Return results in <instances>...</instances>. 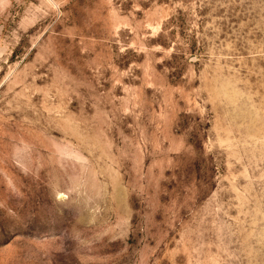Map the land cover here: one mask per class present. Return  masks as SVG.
<instances>
[{
  "label": "rangeland",
  "instance_id": "rangeland-1",
  "mask_svg": "<svg viewBox=\"0 0 264 264\" xmlns=\"http://www.w3.org/2000/svg\"><path fill=\"white\" fill-rule=\"evenodd\" d=\"M0 264H264V0H0Z\"/></svg>",
  "mask_w": 264,
  "mask_h": 264
}]
</instances>
